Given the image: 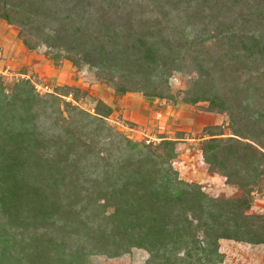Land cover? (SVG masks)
I'll return each instance as SVG.
<instances>
[{"label":"trees","instance_id":"16d2710c","mask_svg":"<svg viewBox=\"0 0 264 264\" xmlns=\"http://www.w3.org/2000/svg\"><path fill=\"white\" fill-rule=\"evenodd\" d=\"M153 4L170 7L163 19L136 16L135 0H0V18L28 49L86 65L116 94L226 113L231 135L208 132L199 149L207 171L240 193L214 197L182 179L176 140L114 129L100 99L90 112L40 95L28 78L9 91L0 75V264H80L84 248L109 257L139 248L144 264H217L222 238L264 246V213L249 212L264 175V0ZM185 44L196 77L175 99L169 77ZM64 88L74 101L87 94Z\"/></svg>","mask_w":264,"mask_h":264},{"label":"rangeland","instance_id":"374dc122","mask_svg":"<svg viewBox=\"0 0 264 264\" xmlns=\"http://www.w3.org/2000/svg\"><path fill=\"white\" fill-rule=\"evenodd\" d=\"M150 0H135V15L136 16H148V17H160L163 19L165 17V14L167 11H169L170 7L165 6L164 8H159L153 4V6L149 5ZM181 9V7H180ZM175 13V14H174ZM174 14V15H173ZM171 16L176 15V11L173 12ZM17 29V35H18V26H15ZM19 37V36H18ZM21 39V37H19ZM41 47H45L44 45H41ZM51 55H55V50H49ZM183 54V62H182V68L179 71L172 72L171 76L169 77V86L171 91L174 93L175 99H179L180 95L177 94V92L181 89H185L192 80L196 77V72H194L191 69L192 65V52L191 48L188 47V44H185V47H183V51L181 52ZM75 66V65H74ZM77 68L78 76L79 78L83 79L84 82H89L90 84L100 85L103 87H107L109 89H113L112 86L108 83L102 82V79L99 78L96 75L95 70H86V65H80L75 66ZM0 70L4 71V73H0L2 82L4 85L8 88L7 90H11L12 85L14 82H17V79L23 78L16 70H13L11 68V65L9 64H0ZM23 74V73H22ZM27 75V74H26ZM28 76V77H27ZM24 78H28L31 83L34 85L35 83H42L48 85L50 91H45L42 89H37L34 85L35 92L39 93L40 95H47L49 93H56L59 94L60 97L64 100L77 102L79 105H81L83 108L89 110L90 112H93V108L96 104V99L94 96H91L88 94H84L82 92L75 93V96L77 98V101H74L72 98V95L70 94V90L67 88H64L65 83L61 84H50L49 82H45L46 79L43 81L38 78L34 74H28ZM264 79V77H263ZM55 85V86H54ZM74 86V85H70ZM189 106V109L192 108L196 112L201 111L202 115H213L215 114V118L212 116H209L210 119L206 122H209V124L201 127H196V129H192V131L189 132V136L196 138L195 141L188 142V146H184L185 150L187 151V157L181 156V154L185 151L179 149L177 151V146H175V156L172 159L173 166L179 171V168L182 170L183 174H180L179 176L186 180L198 183L202 190L206 192L207 194L214 196V197H232L236 196L240 193V190L237 186L233 184H229L225 182V177L220 175L219 173H212L209 172L211 175H213V178H207L206 177V171H205V165L202 162V158L200 156V151L198 149L201 146L202 140H198L200 136H207L208 132H223L224 136L231 135V130L228 126L229 120L228 115L226 113H220L217 111H207V102H199L196 104H189L186 103ZM110 120V122H108ZM107 121L114 129H120L123 133H125L127 136L132 137H138L134 138L136 140H139L141 137V133L135 132V131H129L125 127L124 122L120 121L119 119L110 117ZM205 121V120H204ZM118 122V123H117ZM217 123V124H216ZM214 125H218L217 127ZM127 126V125H126ZM137 128H143L145 130V125L139 124V126H136ZM148 138H155L154 132H146ZM158 140V139H155ZM187 142V141H182ZM185 158H188L185 160ZM184 162V163H183ZM182 163V164H181ZM191 164V165H190ZM207 165V164H206ZM191 175V176H190ZM192 177L195 180H187L188 177ZM196 180H200L202 182H197ZM264 198V175L262 176V179L260 181L259 186L255 191L252 192V202L251 207L249 209V212L253 213H264V211H259L258 208H255V205L260 204V200ZM231 241V240H230ZM234 242V241H233ZM85 243V241H84ZM83 244L80 242V244H74L76 247L77 245ZM219 249L224 251L225 255H228L227 257V264H264V248H255L254 251L250 252L247 251V249L239 248L238 244L232 243L230 244V248H225L223 244L219 242ZM75 250V248H74ZM80 253V264H144L146 259V252L139 248H132L130 252L123 253L119 256L115 257H109L106 254L97 253V252H90L87 248L82 249ZM223 260H225L223 258ZM185 264H198L196 263H185ZM221 264V263H217Z\"/></svg>","mask_w":264,"mask_h":264},{"label":"crops","instance_id":"0c3cea01","mask_svg":"<svg viewBox=\"0 0 264 264\" xmlns=\"http://www.w3.org/2000/svg\"><path fill=\"white\" fill-rule=\"evenodd\" d=\"M0 64H9L13 70L22 72L23 74H34L42 81L49 82L50 84H69L80 87L88 92L89 95L94 98L100 99L111 107L110 117L119 119L126 123L127 128L129 124L145 125L146 132H154L155 138L165 135L168 138L176 140L177 151L181 149L184 151L188 146V142L195 141L196 138L189 136V132L196 127H203L209 122V116L215 118V114L200 115L202 112H196L192 108L189 109V105L186 103L171 104L165 99L157 97L145 96L139 92H126L124 94H116L113 89L103 87L89 82H84L79 78L77 68L67 59H60L58 62H54L45 52V47H38L35 49H28L17 35V29L15 26L8 24L5 20L0 18ZM87 70V69H86ZM55 86V85H54ZM211 113V112H210ZM205 120V121H204ZM217 124V123H216ZM127 125V126H126ZM128 130V128H127ZM130 131V130H129ZM135 131L136 130H131ZM201 139V136L198 140ZM187 141V142H182ZM189 147V146H188ZM200 156L202 158L201 150ZM186 156L185 150L181 156ZM187 157V156H186ZM188 158H185L187 160ZM205 165V171L207 178H213L207 171V165ZM184 163V162H183ZM182 164V163H181ZM191 165V164H190ZM180 174H183L179 168ZM216 174V173H214ZM191 176V175H190ZM188 177L187 180H195L192 177ZM197 182H202L196 180ZM259 205H255L259 211H264V198L260 200ZM231 239H220V243L225 248H230V244H238L239 248L247 249V251H254L255 248H264L262 244H250L247 242H238ZM234 241V242H233ZM221 252L224 253L220 249ZM227 257L224 253V259L221 264H227Z\"/></svg>","mask_w":264,"mask_h":264},{"label":"built area","instance_id":"2783aa9c","mask_svg":"<svg viewBox=\"0 0 264 264\" xmlns=\"http://www.w3.org/2000/svg\"><path fill=\"white\" fill-rule=\"evenodd\" d=\"M0 73H4V71L0 70ZM18 75H20L21 77H25V76H27L26 74H22V73H19ZM27 77H28V76H27ZM34 85H35V87H36L37 89H42V90H45V91H50L48 85H46V84L35 83V82H34ZM117 123H118V122H117ZM136 126H138V125H133V126H130V125H129L127 128H128V130H130V131L134 129V130H136L137 132L141 133V137H140L139 140H145L146 142H149L150 140H155V139H157V138H148V137H146V136H147L146 131H144L143 128H137ZM130 137H132V136H130ZM132 138H137V139H138V137H132Z\"/></svg>","mask_w":264,"mask_h":264}]
</instances>
